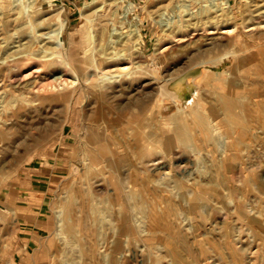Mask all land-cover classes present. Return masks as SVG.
Wrapping results in <instances>:
<instances>
[{
	"label": "rangeland",
	"instance_id": "374dc122",
	"mask_svg": "<svg viewBox=\"0 0 264 264\" xmlns=\"http://www.w3.org/2000/svg\"><path fill=\"white\" fill-rule=\"evenodd\" d=\"M73 7L0 0V264H264V0Z\"/></svg>",
	"mask_w": 264,
	"mask_h": 264
},
{
	"label": "bare ground",
	"instance_id": "6f19581e",
	"mask_svg": "<svg viewBox=\"0 0 264 264\" xmlns=\"http://www.w3.org/2000/svg\"><path fill=\"white\" fill-rule=\"evenodd\" d=\"M170 80V78H169ZM197 81H196V77L194 76L192 80H189V77L187 75H185L184 77L182 78H178V79H175L173 82L165 85V87L163 88V92L165 91L166 92V96L168 97H176V98H179L182 94V91L187 89V88H192L194 86V84H196ZM241 83V82H240ZM237 86V85H236ZM263 91V90H262ZM264 93V92H263ZM262 93H260L261 95ZM241 105H240V101L239 100H236L234 98H225V100L223 101V109H221L222 111L225 112L226 115H229L231 118H242L241 115H240V111H238L240 109ZM223 112V113H224ZM205 113V112H204ZM207 113V112H206ZM255 113L254 112H251L249 114H247L246 117H248V119L252 121H255L256 119V115H254ZM249 115L251 116L249 118ZM256 116V117H255ZM231 118H227L225 121H217V120H214L212 119L211 120V124L207 127L206 123L202 122V127L206 130V131H211L212 132H216V134L218 133V140L220 142V147L219 149H222L223 152H226L229 147H230V138L232 137L231 135L230 136H227L226 139H225V136L221 135L220 132H219V129L222 127V125L224 123H227V122H230V119ZM210 119V118H209ZM222 120V119H221ZM249 120V121H250ZM232 124V123H231ZM216 139V138H215ZM219 147V146H218ZM206 149V148H205ZM225 156V155H224ZM234 156V155H233ZM225 158V157H224ZM223 160V159H222ZM157 161V159H156ZM159 162V161H157ZM222 163V162H221ZM225 163V161H224ZM222 165V164H221ZM116 166V165H115ZM161 168V167H160ZM197 168V167H196ZM161 170V169H160ZM226 170V169H225ZM77 171V169H76ZM194 172V171H192ZM191 172V173H192ZM201 172V171H200ZM226 173V172H225ZM224 173V174H225ZM193 175V173L191 174ZM238 177V176H237ZM232 178V177H231ZM243 178V177H242ZM224 179V178H223ZM237 179V178H236ZM140 180V179H139ZM235 182V181H234ZM233 182V183H234ZM134 185V184H133ZM124 186V185H123ZM223 194V193H222ZM243 195V194H242ZM195 198V197H194ZM127 199V198H126ZM255 203V202H254ZM253 205V204H252ZM239 214V213H238ZM241 215V214H240Z\"/></svg>",
	"mask_w": 264,
	"mask_h": 264
},
{
	"label": "built area",
	"instance_id": "2783aa9c",
	"mask_svg": "<svg viewBox=\"0 0 264 264\" xmlns=\"http://www.w3.org/2000/svg\"><path fill=\"white\" fill-rule=\"evenodd\" d=\"M49 4H56L60 7H66V0H46Z\"/></svg>",
	"mask_w": 264,
	"mask_h": 264
},
{
	"label": "crops",
	"instance_id": "0c3cea01",
	"mask_svg": "<svg viewBox=\"0 0 264 264\" xmlns=\"http://www.w3.org/2000/svg\"><path fill=\"white\" fill-rule=\"evenodd\" d=\"M76 1L77 0H66V7H69L70 8V10H72L71 9V7H73V6H75V3H76ZM74 8V7H73ZM73 13V12H72Z\"/></svg>",
	"mask_w": 264,
	"mask_h": 264
}]
</instances>
